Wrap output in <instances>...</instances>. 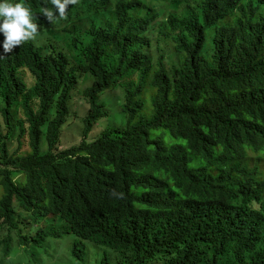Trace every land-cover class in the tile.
Returning a JSON list of instances; mask_svg holds the SVG:
<instances>
[{
  "label": "trees",
  "instance_id": "trees-1",
  "mask_svg": "<svg viewBox=\"0 0 264 264\" xmlns=\"http://www.w3.org/2000/svg\"><path fill=\"white\" fill-rule=\"evenodd\" d=\"M22 1L50 41L0 37V247L73 233L120 264H264V0H83L55 25L50 0ZM163 1L171 62L152 52ZM88 74L84 138L62 150ZM121 86L126 124L90 141Z\"/></svg>",
  "mask_w": 264,
  "mask_h": 264
},
{
  "label": "rangeland",
  "instance_id": "rangeland-1",
  "mask_svg": "<svg viewBox=\"0 0 264 264\" xmlns=\"http://www.w3.org/2000/svg\"><path fill=\"white\" fill-rule=\"evenodd\" d=\"M13 3L15 2H22V0H12ZM83 0H79V3L74 6L75 9H79L81 7V3ZM25 5V3H23ZM157 10L161 12L158 16L157 20L155 21L154 33L153 37L159 36L161 40L158 42V39L155 44H153V55L156 59V62L160 59H163L164 56L167 57L166 61L171 62L177 59V56L174 54V47L173 43L169 42L166 39H163L162 34H160V30L162 32H167V28L164 25V18L168 16L166 12L172 10L171 5L167 1L159 2L157 4ZM1 37V33H0ZM156 39V37H155ZM37 41L39 44H45L50 41L49 33L47 32L45 27H41V34L37 37ZM64 48L68 51L69 48L67 45H63ZM160 47L162 50H158ZM163 54V56H159ZM24 78L27 80L28 85L31 87L35 83V77L29 69L23 72ZM94 82V77L91 74L83 75L81 77V82L78 87L75 89L73 98H72V110L73 115L69 117L68 122L66 123L64 130L62 131L61 143L60 148L66 149L72 147L74 145L80 144L83 140V130L85 128V117L90 110V103L84 95V90L92 85ZM154 89L152 87H148L145 94V109L143 114L150 116L153 110L152 106V94ZM101 101L105 102L109 113L107 116L103 117L101 120L98 121L97 126L91 132L89 136V140L93 141L96 139L97 136L101 133L102 129L107 125H111V127H121L126 124V113L121 110L122 103L124 98V88L118 87L112 90H107L101 94ZM102 127V129H101ZM157 134H162V130H156ZM164 138L167 141H172L173 138L164 133ZM43 150L47 149V141L46 138L43 142ZM18 147V143H14L12 149L15 150ZM253 165H257L260 167L261 171L264 172V160L258 163L257 161L253 160ZM52 222V219L50 220ZM35 226L44 225L48 226L49 222L43 223V221L33 220ZM56 223H60L59 219H56ZM36 228V229H37ZM48 244L42 248L38 249V252L41 256L49 255L50 258L44 259L41 264H120L117 255L115 252L110 250L105 246H97L93 242L84 241L76 237L74 234H68L63 239H48ZM82 243L84 247L85 254H82V257H77L74 255L75 251V244ZM14 259V260H11ZM11 261H6L3 257V253L0 250V264H21V261L17 257L10 258ZM32 264H34L32 262Z\"/></svg>",
  "mask_w": 264,
  "mask_h": 264
},
{
  "label": "clouds",
  "instance_id": "clouds-1",
  "mask_svg": "<svg viewBox=\"0 0 264 264\" xmlns=\"http://www.w3.org/2000/svg\"><path fill=\"white\" fill-rule=\"evenodd\" d=\"M50 3L52 7H44L42 9V15L46 17L49 23L55 25L58 20H66L68 18L70 9L72 7L74 9V6L79 3V0H50ZM38 20L39 17L32 12L31 8L26 7L22 2L13 3L12 0H0V33H3L4 35V53H11L15 48L21 47L27 42L38 43L37 37L41 34V25L37 22ZM3 57L4 56H0V58ZM113 195H119L122 198V194H117L115 191L113 192ZM52 225L60 226V223L58 224L55 222ZM45 227H49V225H44L42 228ZM68 234L73 233H65L61 237L52 236V238L49 239H63ZM78 243L75 244L74 255L81 258L82 254H85V251L83 244L80 243V247L83 249L82 252ZM47 244L48 242H45L43 246H37L35 244H31L30 246L11 244L6 251L3 246L0 247V250L6 261L14 260H10V258L17 257L21 261V264H32V262L34 264H41L44 259L49 260L50 256L47 254L41 256L38 249Z\"/></svg>",
  "mask_w": 264,
  "mask_h": 264
}]
</instances>
